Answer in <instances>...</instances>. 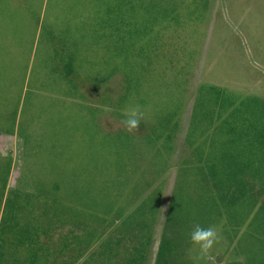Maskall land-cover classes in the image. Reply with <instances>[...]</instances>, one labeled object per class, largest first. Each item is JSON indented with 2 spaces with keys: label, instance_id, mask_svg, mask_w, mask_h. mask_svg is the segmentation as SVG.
Wrapping results in <instances>:
<instances>
[{
  "label": "rangeland",
  "instance_id": "obj_1",
  "mask_svg": "<svg viewBox=\"0 0 264 264\" xmlns=\"http://www.w3.org/2000/svg\"><path fill=\"white\" fill-rule=\"evenodd\" d=\"M202 86L264 100V0H0V264H155ZM224 214L186 259L264 264Z\"/></svg>",
  "mask_w": 264,
  "mask_h": 264
},
{
  "label": "trees",
  "instance_id": "obj_2",
  "mask_svg": "<svg viewBox=\"0 0 264 264\" xmlns=\"http://www.w3.org/2000/svg\"><path fill=\"white\" fill-rule=\"evenodd\" d=\"M191 137L195 168L179 183L183 206L168 216L155 264H193L186 259L189 233L197 223H219L222 211L232 229L253 216L250 234L264 251V100L200 87Z\"/></svg>",
  "mask_w": 264,
  "mask_h": 264
},
{
  "label": "clouds",
  "instance_id": "obj_3",
  "mask_svg": "<svg viewBox=\"0 0 264 264\" xmlns=\"http://www.w3.org/2000/svg\"><path fill=\"white\" fill-rule=\"evenodd\" d=\"M110 106H105V112H112ZM124 119L120 121L124 130L130 134L137 135L140 131V126L143 112L139 105L127 107L123 111ZM221 235L218 229L214 226L203 227L200 224H195L192 231L189 233L191 244L199 249L200 256L212 260L213 250L215 245L220 241Z\"/></svg>",
  "mask_w": 264,
  "mask_h": 264
}]
</instances>
